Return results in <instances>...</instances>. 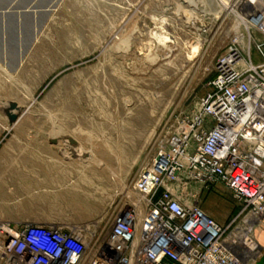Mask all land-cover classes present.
<instances>
[{"label": "rangeland", "instance_id": "1", "mask_svg": "<svg viewBox=\"0 0 264 264\" xmlns=\"http://www.w3.org/2000/svg\"><path fill=\"white\" fill-rule=\"evenodd\" d=\"M236 1L56 0L21 30L12 18L0 47V221L87 225L106 239L118 213L141 215L136 178L188 130L218 57L237 42L264 61ZM190 188L227 235L242 234L250 217L225 186Z\"/></svg>", "mask_w": 264, "mask_h": 264}, {"label": "built area", "instance_id": "2", "mask_svg": "<svg viewBox=\"0 0 264 264\" xmlns=\"http://www.w3.org/2000/svg\"><path fill=\"white\" fill-rule=\"evenodd\" d=\"M242 3L264 57V0ZM193 181L233 194L250 217L240 236L188 203ZM134 188L144 212L118 213L106 239L87 225L0 221V264H248L240 242L254 243L264 219V61L237 42L219 56L188 130L160 149Z\"/></svg>", "mask_w": 264, "mask_h": 264}, {"label": "water", "instance_id": "3", "mask_svg": "<svg viewBox=\"0 0 264 264\" xmlns=\"http://www.w3.org/2000/svg\"><path fill=\"white\" fill-rule=\"evenodd\" d=\"M3 1L6 0H0V22L2 28L0 30V47L3 52L8 50L10 47L9 41L11 34L9 32L10 27L8 26V23L12 18L16 19V23L18 24L17 27L21 30L26 23L25 20L34 17V12H39L41 9L52 7L56 3V0H9L10 4L8 6H1V2ZM34 39L35 32L33 33L31 42ZM19 53L24 54V50H20Z\"/></svg>", "mask_w": 264, "mask_h": 264}, {"label": "crops", "instance_id": "4", "mask_svg": "<svg viewBox=\"0 0 264 264\" xmlns=\"http://www.w3.org/2000/svg\"><path fill=\"white\" fill-rule=\"evenodd\" d=\"M254 243L251 245L241 240L240 246L245 250L248 264H264V219L256 225L253 233Z\"/></svg>", "mask_w": 264, "mask_h": 264}, {"label": "bare ground", "instance_id": "5", "mask_svg": "<svg viewBox=\"0 0 264 264\" xmlns=\"http://www.w3.org/2000/svg\"><path fill=\"white\" fill-rule=\"evenodd\" d=\"M223 1V0H222ZM240 0H237L236 1V3H238ZM225 2V1H224ZM233 5L234 4H227L226 6H225V8H231V7H233ZM241 23H244V25L247 27V29H249V22H247L243 17H239V18H237V20H236V24H237V26H240L241 25ZM239 41L241 42V45L244 47V49L247 51V52H249V50H250V39H251V37H250V39L248 38V36H246L245 34H239ZM250 53V52H249ZM248 53V54H249ZM185 198H186V200L188 201V203H191L192 202V199H193V196H192V191H191V188L190 187H188L186 190H185ZM249 245H251V243L249 244Z\"/></svg>", "mask_w": 264, "mask_h": 264}]
</instances>
